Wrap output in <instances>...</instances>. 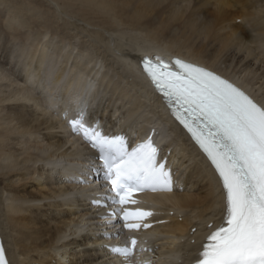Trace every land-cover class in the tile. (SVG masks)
I'll list each match as a JSON object with an SVG mask.
<instances>
[{
	"label": "bare ground",
	"instance_id": "bare-ground-1",
	"mask_svg": "<svg viewBox=\"0 0 264 264\" xmlns=\"http://www.w3.org/2000/svg\"><path fill=\"white\" fill-rule=\"evenodd\" d=\"M155 55L264 104V0H0V235L11 264L115 262L108 247L121 236L105 238L114 221L91 205L103 171H88L95 152L70 127L81 108L132 145L151 135L173 172L174 193L146 199L159 208L140 264L195 260L223 191L140 70Z\"/></svg>",
	"mask_w": 264,
	"mask_h": 264
},
{
	"label": "snow or ice",
	"instance_id": "snow-or-ice-1",
	"mask_svg": "<svg viewBox=\"0 0 264 264\" xmlns=\"http://www.w3.org/2000/svg\"><path fill=\"white\" fill-rule=\"evenodd\" d=\"M142 64L222 184V219L207 225L209 232L194 264H264V104L205 67L180 59L168 63L159 56H146ZM70 126L95 152L88 171H103L105 206H122L108 213L110 220L115 218L109 226L120 223L130 231L151 227L142 223L153 215L151 211L123 206L135 203L129 199L133 191L173 190V172L152 136L133 146L123 134L104 132L100 121L89 119L83 108ZM119 235L118 231L105 238ZM136 245L133 237L111 250L130 259ZM0 264H11L2 242Z\"/></svg>",
	"mask_w": 264,
	"mask_h": 264
},
{
	"label": "rangeland",
	"instance_id": "rangeland-1",
	"mask_svg": "<svg viewBox=\"0 0 264 264\" xmlns=\"http://www.w3.org/2000/svg\"><path fill=\"white\" fill-rule=\"evenodd\" d=\"M192 233V232H191Z\"/></svg>",
	"mask_w": 264,
	"mask_h": 264
}]
</instances>
